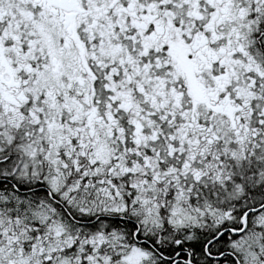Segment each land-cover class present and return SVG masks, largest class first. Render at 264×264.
Masks as SVG:
<instances>
[{
	"label": "snow or ice",
	"instance_id": "obj_1",
	"mask_svg": "<svg viewBox=\"0 0 264 264\" xmlns=\"http://www.w3.org/2000/svg\"><path fill=\"white\" fill-rule=\"evenodd\" d=\"M0 264H264V0H0Z\"/></svg>",
	"mask_w": 264,
	"mask_h": 264
}]
</instances>
